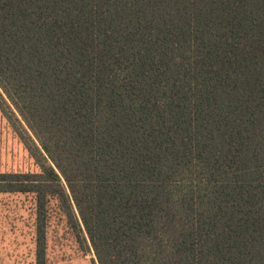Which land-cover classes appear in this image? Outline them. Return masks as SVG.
Wrapping results in <instances>:
<instances>
[{
    "label": "trees",
    "instance_id": "trees-1",
    "mask_svg": "<svg viewBox=\"0 0 264 264\" xmlns=\"http://www.w3.org/2000/svg\"><path fill=\"white\" fill-rule=\"evenodd\" d=\"M0 109L35 264H264V0H0Z\"/></svg>",
    "mask_w": 264,
    "mask_h": 264
},
{
    "label": "rangeland",
    "instance_id": "rangeland-1",
    "mask_svg": "<svg viewBox=\"0 0 264 264\" xmlns=\"http://www.w3.org/2000/svg\"><path fill=\"white\" fill-rule=\"evenodd\" d=\"M13 126L0 109V172L37 171ZM35 200L27 194H0V264H35ZM80 249L53 206L48 234V264H94Z\"/></svg>",
    "mask_w": 264,
    "mask_h": 264
}]
</instances>
